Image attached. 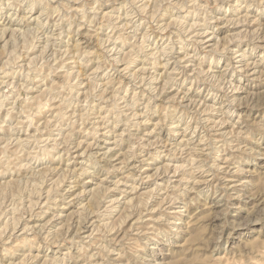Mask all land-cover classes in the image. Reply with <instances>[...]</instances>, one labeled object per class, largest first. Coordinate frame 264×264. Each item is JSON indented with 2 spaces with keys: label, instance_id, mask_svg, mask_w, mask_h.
<instances>
[{
  "label": "clouds",
  "instance_id": "1",
  "mask_svg": "<svg viewBox=\"0 0 264 264\" xmlns=\"http://www.w3.org/2000/svg\"><path fill=\"white\" fill-rule=\"evenodd\" d=\"M0 264H264V0H0Z\"/></svg>",
  "mask_w": 264,
  "mask_h": 264
}]
</instances>
